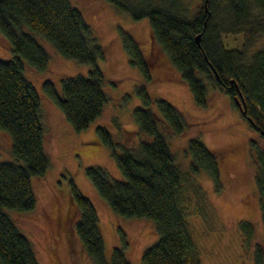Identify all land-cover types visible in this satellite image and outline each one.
<instances>
[{"label":"trees","instance_id":"16d2710c","mask_svg":"<svg viewBox=\"0 0 264 264\" xmlns=\"http://www.w3.org/2000/svg\"><path fill=\"white\" fill-rule=\"evenodd\" d=\"M109 1L134 19L148 18L152 39L180 71L198 105L208 103L209 81L228 94L235 107L239 108L240 102L245 110L243 117L264 137V48L250 52L264 34V0ZM23 25L52 43L62 55L91 65L87 74L62 78L61 92L53 80L42 82L45 94L76 130L86 129L107 101L106 77L99 65L104 47L71 0H0V31L16 53L12 59L0 58V127L11 133L16 159H0V264H39L29 238L7 209L35 207L31 177L43 175L49 166L40 95L26 77L22 61L25 58L34 69L43 71L48 68L49 54L33 35L23 31ZM121 33L130 62L151 77L153 66L147 56L132 35L125 30ZM226 34L241 35V48H226ZM137 92L143 105L135 107L134 118L151 140L126 146L115 140L106 126H97L98 137L109 146L125 178H112L101 166H88L87 176L117 215L155 220L158 238L144 250L140 264H202L183 211L180 192L184 174L164 131L183 133L188 122L175 104L162 97L153 98L144 85ZM188 148L192 167L205 168L220 188L216 153L197 137L189 139ZM250 149L256 163L264 227V149L255 140H251ZM70 182L69 210L79 214L76 232L92 264H132L125 253L126 241L113 248L111 260L106 258L96 207L72 178ZM241 228L253 236L257 225L243 220ZM256 264H264L260 244Z\"/></svg>","mask_w":264,"mask_h":264},{"label":"rangeland","instance_id":"374dc122","mask_svg":"<svg viewBox=\"0 0 264 264\" xmlns=\"http://www.w3.org/2000/svg\"><path fill=\"white\" fill-rule=\"evenodd\" d=\"M71 1L81 10L98 43L104 47V57L99 60V65L106 77L107 101L102 113L86 129L76 130L45 94L42 82L53 80L61 92L62 78L87 74L91 65L62 55L52 43L23 25V31L33 35L49 54L48 68L43 71L34 69L22 58L25 75L40 95L44 150L49 166L43 175L31 177L35 207L29 210L8 208L7 212L29 238L39 264H92L76 232L79 214L73 211L69 215L68 212L71 178L96 207L108 260H111L113 248L123 246L126 241L127 258L132 264H140L144 250L157 240L154 219L117 215L86 173L88 166H101L112 178H125L109 146L98 137L97 126H106L115 140L126 146H136L143 139L151 140L152 136L141 131L134 118L135 107L143 105L137 92L141 85L153 98L162 97L175 104L188 122L183 133L163 130L184 174L180 196L201 263L256 264L257 245L264 248V227L250 142L255 140L264 149V137L251 127L229 95L214 88L209 81L207 105L200 106L195 102L180 71L152 39L148 18L134 19L109 0ZM121 30L132 35L151 62V77L130 62ZM223 41L226 48H241L243 43L238 34H226ZM262 48L264 34L257 38L250 52ZM15 56L8 39L0 31V58ZM152 107L156 109L155 104ZM195 137L217 155L220 188L205 168L192 167L188 141ZM0 159L16 161L11 133L2 127ZM243 220L257 225L253 236H248L241 228Z\"/></svg>","mask_w":264,"mask_h":264},{"label":"water","instance_id":"95a60500","mask_svg":"<svg viewBox=\"0 0 264 264\" xmlns=\"http://www.w3.org/2000/svg\"><path fill=\"white\" fill-rule=\"evenodd\" d=\"M197 38L199 39V36ZM238 104H239V109H240L241 113L244 114L245 113L244 107L240 104L239 101H238Z\"/></svg>","mask_w":264,"mask_h":264},{"label":"flooded vegetation","instance_id":"af4514ba","mask_svg":"<svg viewBox=\"0 0 264 264\" xmlns=\"http://www.w3.org/2000/svg\"><path fill=\"white\" fill-rule=\"evenodd\" d=\"M68 212H69V215H70V210Z\"/></svg>","mask_w":264,"mask_h":264}]
</instances>
